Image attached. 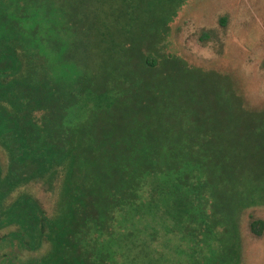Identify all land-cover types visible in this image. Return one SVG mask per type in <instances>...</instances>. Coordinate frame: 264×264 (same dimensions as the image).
<instances>
[{
  "label": "trees",
  "instance_id": "16d2710c",
  "mask_svg": "<svg viewBox=\"0 0 264 264\" xmlns=\"http://www.w3.org/2000/svg\"><path fill=\"white\" fill-rule=\"evenodd\" d=\"M182 2L0 0V223L26 264H237L264 116L222 119L186 82L205 70L135 36ZM235 129L254 143L226 147Z\"/></svg>",
  "mask_w": 264,
  "mask_h": 264
},
{
  "label": "rangeland",
  "instance_id": "374dc122",
  "mask_svg": "<svg viewBox=\"0 0 264 264\" xmlns=\"http://www.w3.org/2000/svg\"><path fill=\"white\" fill-rule=\"evenodd\" d=\"M161 19L143 18L145 29L136 30L135 36L141 37L144 46L157 45L164 37L157 48L159 57L171 55L180 65L205 70H196L186 82L208 101L218 102L215 111L222 119L238 117L240 108L246 117L264 116V0H183L168 24L167 36L162 35L166 19ZM159 57L158 65L163 61ZM239 93L251 113L245 112ZM70 121L77 123L79 118ZM221 135L226 147L254 143V137L241 130L221 131ZM39 197L46 206L50 204L43 194ZM239 215L237 264H264V234L256 237L249 231L251 219L264 221V199ZM16 227L13 222L5 227L0 223V264H26L36 256L12 242Z\"/></svg>",
  "mask_w": 264,
  "mask_h": 264
}]
</instances>
